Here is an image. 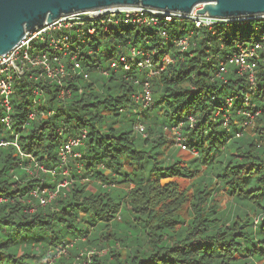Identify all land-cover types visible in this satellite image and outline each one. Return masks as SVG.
I'll return each mask as SVG.
<instances>
[{
	"label": "trees",
	"instance_id": "16d2710c",
	"mask_svg": "<svg viewBox=\"0 0 264 264\" xmlns=\"http://www.w3.org/2000/svg\"><path fill=\"white\" fill-rule=\"evenodd\" d=\"M262 23L221 24L214 34L194 28L184 53L172 42L161 48V28L100 25L78 49L88 79L65 59L67 99H58L57 82L30 78L35 71L16 80L11 126L20 149L0 123V142H8L0 144V264H47L64 247L67 254L52 264H78L86 247L98 251L92 264H264V216L254 222L264 212V63L258 61L254 90L234 64L218 75L238 42L256 40ZM185 25L164 27L177 38ZM133 45L161 48L156 60L166 53L173 60L150 79L147 107L134 97L142 72H102ZM36 86L43 93L35 104ZM34 109L39 114L30 120ZM244 112L256 114L254 133ZM180 123L185 144L197 152L186 163L166 136ZM84 131L74 149L81 156L70 159L69 175L60 174L61 144ZM55 168L56 176L49 172ZM179 176L194 177L192 195L174 180L161 182ZM46 190L57 193L41 205L34 193ZM221 190L230 195L225 208L215 202Z\"/></svg>",
	"mask_w": 264,
	"mask_h": 264
},
{
	"label": "built area",
	"instance_id": "2783aa9c",
	"mask_svg": "<svg viewBox=\"0 0 264 264\" xmlns=\"http://www.w3.org/2000/svg\"><path fill=\"white\" fill-rule=\"evenodd\" d=\"M201 7L196 6L191 12L186 13L174 10L167 11L143 5H116L62 16L51 23L46 22L34 32H27L25 38L11 51L0 54V123H4L12 131V96L14 93V85L16 80L28 72L35 71L30 75V78H48L50 81L57 82L60 86L58 99L65 100L70 97L71 91L63 86V79L70 74L65 64V59L69 57L74 75H82L85 79H88L89 74L83 69L78 49L81 47L80 43H83L89 35L94 34L97 26L100 25H104V29L106 30L119 24L136 27H158L161 28V34L163 36L161 48L168 42H172L179 52L184 53L189 50L190 37L194 32V28H208L214 34L217 25H228L233 22L262 21L263 23L257 27V31L259 32L256 40L245 43L238 42L237 50L228 57L227 61L221 63L218 72V75L227 72L228 62L234 64L239 68L241 73L248 74V80L252 85V90H254L256 87L255 79L258 61L261 60L264 63V14L224 18L211 16L208 13L200 14L197 10ZM172 22L186 23L182 28L187 33L177 38H170L168 30L164 26ZM35 41H40V43H43V46L39 47L35 44ZM161 48L157 47L152 50H147L146 48L133 45L127 51L119 53L115 58H112L109 63V68L103 69L102 72L108 75L110 70L130 71L132 68H136L142 72L145 76L142 83V92L140 95H134V97L137 101L142 102L144 107L150 106L152 103L150 79L157 76L166 67L167 63L173 61L169 53H166L162 58L156 60V56ZM34 93L35 97L33 102L36 104L43 90L36 86ZM232 103L233 99L230 97L227 100L228 108L232 106ZM40 113L44 114L43 111ZM38 114L39 110L34 109L29 113L28 118L33 120L37 118ZM244 114L248 118L244 124L248 125L253 122L255 113L244 112ZM223 116L225 117V125H228L230 114ZM181 126L182 123L174 126L172 129L174 130L179 146L187 148L184 142L185 139L181 134ZM136 128L140 132L144 131V125L142 123H138ZM12 133L15 136L12 143L20 149L18 133L14 131ZM85 136L86 133L84 131L83 134L78 136L68 137L61 144V163L59 168L62 169V172L60 174L69 175L68 163L72 157L81 156L74 149L83 143ZM7 143L3 140L0 142V144ZM41 168L44 172L48 171L43 166ZM49 172L55 176L58 174L56 168L49 170ZM67 184L68 180H63L59 184L58 189ZM42 192L49 195L45 196L44 194L39 195L37 192L34 193L39 197L41 205H46L57 193L48 190ZM262 216H264V212L262 215L254 217L255 224L261 220ZM67 252V247L61 248L47 264H52L56 257L67 254ZM97 253L98 251L95 248H84L78 254V264H92L93 256Z\"/></svg>",
	"mask_w": 264,
	"mask_h": 264
},
{
	"label": "water",
	"instance_id": "95a60500",
	"mask_svg": "<svg viewBox=\"0 0 264 264\" xmlns=\"http://www.w3.org/2000/svg\"><path fill=\"white\" fill-rule=\"evenodd\" d=\"M116 5H143L167 11L236 18L264 14V0H0V54L17 46L27 32L62 16Z\"/></svg>",
	"mask_w": 264,
	"mask_h": 264
},
{
	"label": "rangeland",
	"instance_id": "374dc122",
	"mask_svg": "<svg viewBox=\"0 0 264 264\" xmlns=\"http://www.w3.org/2000/svg\"><path fill=\"white\" fill-rule=\"evenodd\" d=\"M108 49L110 50V48H108ZM172 128L166 129V136L169 139L168 146L169 147L171 146L173 149L177 148V147L179 148L178 149V155L182 161L181 163H186V162L192 160L197 155L196 154L197 152L195 150H191L189 147L183 148V147L179 146L177 139H176V136H175V133H174V130ZM256 128H257V125L254 124V122H253L248 127V131L254 133ZM193 179H194V177H185V176L184 177H182V176L165 177V178H162L161 182L163 184H165L169 181L174 180L179 185V188L182 189V191L187 192L188 195H192L193 188H191V183H192ZM230 201H231L230 195L225 190H221L220 193L215 198V202L218 203L222 208H225V206L227 204H229ZM188 205H189V203H186L184 205L183 211H185V209L188 207ZM236 257H239V256L237 255Z\"/></svg>",
	"mask_w": 264,
	"mask_h": 264
}]
</instances>
